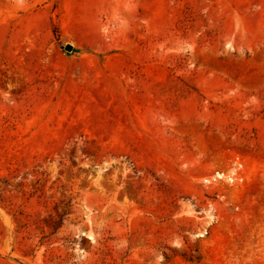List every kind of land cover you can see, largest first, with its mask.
<instances>
[{"label": "rangeland", "instance_id": "rangeland-1", "mask_svg": "<svg viewBox=\"0 0 264 264\" xmlns=\"http://www.w3.org/2000/svg\"><path fill=\"white\" fill-rule=\"evenodd\" d=\"M0 264H264V0H0Z\"/></svg>", "mask_w": 264, "mask_h": 264}, {"label": "water", "instance_id": "water-1", "mask_svg": "<svg viewBox=\"0 0 264 264\" xmlns=\"http://www.w3.org/2000/svg\"><path fill=\"white\" fill-rule=\"evenodd\" d=\"M65 49L66 50H71L72 49V46L70 44H67V45H65Z\"/></svg>", "mask_w": 264, "mask_h": 264}]
</instances>
